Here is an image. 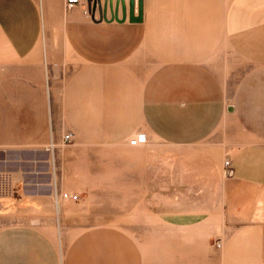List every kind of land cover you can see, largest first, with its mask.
<instances>
[{
	"label": "crops",
	"instance_id": "crops-1",
	"mask_svg": "<svg viewBox=\"0 0 264 264\" xmlns=\"http://www.w3.org/2000/svg\"><path fill=\"white\" fill-rule=\"evenodd\" d=\"M94 1L56 0L58 18L45 0H0V151L163 142L174 150L166 182L221 213L210 237L223 242L219 264H264V143L227 139L236 120L264 121V0H142L140 22L130 0L124 22L111 21L123 16L117 0ZM220 126L224 139L205 143ZM142 132L147 142L131 146ZM55 232L0 229V264H111L64 249Z\"/></svg>",
	"mask_w": 264,
	"mask_h": 264
},
{
	"label": "rangeland",
	"instance_id": "rangeland-1",
	"mask_svg": "<svg viewBox=\"0 0 264 264\" xmlns=\"http://www.w3.org/2000/svg\"><path fill=\"white\" fill-rule=\"evenodd\" d=\"M45 3L61 18L56 0ZM223 68L219 74L226 77ZM234 75L241 80V72ZM225 130L220 126L205 143L223 140ZM232 132L227 139L235 147L264 143V121L236 120ZM50 142L0 151V229L17 224L56 230L64 249L73 246L79 256L105 257L111 264H219L223 242L210 237L221 213L210 201H186L178 184L166 182L162 162L169 149L163 142L59 151ZM65 192L79 199H65Z\"/></svg>",
	"mask_w": 264,
	"mask_h": 264
},
{
	"label": "built area",
	"instance_id": "built-area-1",
	"mask_svg": "<svg viewBox=\"0 0 264 264\" xmlns=\"http://www.w3.org/2000/svg\"><path fill=\"white\" fill-rule=\"evenodd\" d=\"M65 1H66V5L68 7H72V6L81 2V0H65ZM147 139H148L147 134L142 132V133H139L136 136L132 137L129 140V144L131 146H138V145L146 143ZM73 140H74V134L73 133H67L64 136V142L65 143H71ZM224 165H225V167L229 168L231 165V161L227 160L224 163ZM62 197L65 199L72 200V201H76L79 199V196L77 194L68 193V192H65L64 194H62Z\"/></svg>",
	"mask_w": 264,
	"mask_h": 264
},
{
	"label": "water",
	"instance_id": "water-1",
	"mask_svg": "<svg viewBox=\"0 0 264 264\" xmlns=\"http://www.w3.org/2000/svg\"><path fill=\"white\" fill-rule=\"evenodd\" d=\"M105 2L108 4L109 3V6L111 7V0H105ZM122 5V10H123V16L122 18L120 19L119 16H118V12L116 10V12L114 14H112V17H111V21L113 20H118V21H121V22H124L126 21L127 19V9H126V3H125V0H117V6L119 5ZM97 5H99V0H95L94 3H93V6L94 8L97 7ZM134 2L133 0H130V4H129V20L131 22H140L141 19H142V13H143V5H142V0H139V11H138V16L137 17H134ZM108 20L107 17L102 16L100 18L99 21H102V20Z\"/></svg>",
	"mask_w": 264,
	"mask_h": 264
}]
</instances>
